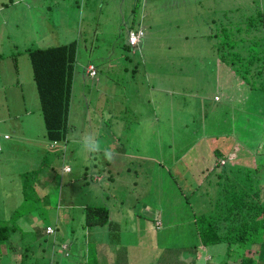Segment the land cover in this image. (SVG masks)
<instances>
[{"label":"rangeland","instance_id":"obj_1","mask_svg":"<svg viewBox=\"0 0 264 264\" xmlns=\"http://www.w3.org/2000/svg\"><path fill=\"white\" fill-rule=\"evenodd\" d=\"M255 3L0 0V117L7 114V123L14 124L10 126L13 146L0 151V217L15 227L7 241L0 243L1 264H73L82 255L78 247L88 237L103 245L109 238L115 241L104 225L82 229L78 224V206L85 202L103 203L109 217L122 226V230H112L126 242L129 256L136 251L132 263H140L141 253L157 242L165 243L164 239L167 244L178 237L192 242L194 223L184 200L191 183L212 177L213 171L224 172L230 180L240 179L252 169L254 154L264 152V135L256 132L264 118L244 103L246 92L252 89L236 84L212 50V38H207L208 28L214 31L224 12L237 21L240 11L236 7H253ZM130 22L143 28L135 52L121 47L127 27L112 37L115 28L122 29ZM70 40L77 42L68 100L72 139L67 145L71 148L64 145L57 160H50L52 171L46 166L49 156L39 148L44 145V126L26 50ZM90 64L95 69L93 77L87 72ZM253 91L252 99L259 106L264 93ZM248 124L258 135L255 143L247 136L244 125ZM6 125L1 128L7 129ZM89 132L96 133L101 146L109 144L113 153L110 162L103 152L85 154L81 150L79 138ZM211 134L218 136L209 138ZM116 146L128 151L116 150ZM131 146L140 151H131ZM155 146L158 158L165 163L174 161V166L160 168L153 161ZM144 155L149 156L144 159L150 162L149 168L144 167V160L134 167ZM218 158L227 161L225 166ZM63 163L70 166L69 171L61 170ZM109 165L114 180L107 189L103 172ZM183 166L187 167L184 177ZM201 167L210 168L211 173L203 176L206 172L202 173ZM84 168L92 178H86V183L79 176ZM234 169L237 172H232ZM195 202L193 199L199 209ZM92 231L95 234L91 236ZM73 239L77 242L72 247L69 242ZM241 245L238 243L239 249ZM198 246L214 253L209 264L221 254L225 256L228 248L223 242ZM84 251L92 261V253ZM95 255L96 264L108 263L105 246Z\"/></svg>","mask_w":264,"mask_h":264},{"label":"trees","instance_id":"obj_2","mask_svg":"<svg viewBox=\"0 0 264 264\" xmlns=\"http://www.w3.org/2000/svg\"><path fill=\"white\" fill-rule=\"evenodd\" d=\"M260 1L261 3L259 1L255 3L253 0H250L251 5L255 3L253 7H249V5L239 6L245 10L236 7V9L240 11L237 21H233L226 12H224L221 20L216 21L218 24L215 30L207 32V38L209 40L212 38V41L210 40V43H212V50L214 49L217 58L221 61V64L227 68L230 76L234 77L236 84L239 86H248L252 89L246 92V101L244 103H247L248 106L258 112V115L261 116L262 119V117L264 118V98H262L258 106V101H253L251 96L253 95V90L264 93V3H262L264 0ZM212 22L213 18H211V23ZM216 22H213V26ZM129 24L130 25L123 26L122 29L115 28L114 30L116 31H114V36L112 37L119 36L120 34L117 33L123 31L126 27V32L137 31V26H133L132 22ZM93 33L94 32L90 33L89 36H93ZM76 46L77 42L75 40H70L67 43L26 50V55L30 63L31 78L36 89L37 102L39 103L42 125L44 126V145L39 148L45 151V157L48 158L49 156V163L46 166L51 170L54 169V164H52L50 160L53 158L57 160L56 155L60 154L64 145H66L67 148H71L70 145H67V142L72 139L69 134L68 100L71 91ZM138 46L139 41H137L134 46L130 47L127 46L124 39L121 44L123 50L134 49V52L135 50L139 51L137 48ZM13 62L15 65L14 56ZM122 70L124 71L125 68H122ZM15 84H17V82H15ZM113 109H115V105ZM238 114L240 115L242 113ZM239 118L240 116L238 119ZM262 123L260 128L256 129V132L264 135V119H262ZM244 126L249 140L255 143V139L258 135L255 130H252V125L248 124ZM217 136L218 135L211 134L209 138ZM212 145L208 144V147L212 148ZM101 147L102 149L109 150V144ZM205 147H207V143ZM51 149L55 152L50 153V151H52ZM130 149L131 151H140L138 148L132 146ZM116 150L128 151L127 148L118 146H116ZM221 150L223 151L224 149L221 148ZM156 153L157 146H155V152L152 154V157L153 161L157 165H160V168L164 166H174V161L167 160L165 163L158 158ZM230 154L232 153L230 152ZM254 157H259V159L256 160L255 158L252 169L246 171L242 177L240 176V179L243 178V182L237 178H232L233 180H230L231 178H228L224 172L218 173L213 171L211 173L210 168L201 167L200 170L202 173L206 172L203 173V176H208L211 173L212 177L206 179L203 177L199 182L196 181L191 183L190 191H186L190 193L189 198L187 197L189 193L184 194L185 204L190 212V220L193 221L195 225L194 239L191 243H187L182 237H178L175 241H170L174 244L173 246H170L172 245L171 243L167 244L168 240L164 239L166 244L165 248L164 246L160 248L158 243H156L154 248H148L145 253H141V258L147 256V259L140 261V263L139 261L132 263L136 251L129 256L126 242H121L120 237L118 238V234L113 233L112 229L122 230V226L120 227L119 223L112 217H109L108 208L103 203L85 202L83 205H79L78 209H80V214L78 215H80V218L78 224L82 229L83 227L89 228L104 225L106 226L107 233H112L115 236V241L109 238V240H107L108 243L105 242V245H103V243H100L101 241H93L92 238L90 239L88 237L83 245L78 247L77 252L82 255L78 257L73 264H96L95 259L97 258L95 253L103 246L107 249L106 259L108 263L106 264L202 263L204 261L201 257L196 259L198 245H211L217 242H223V245H228V248L225 252V256H222L219 260H217L218 258L216 259V261H218V263L215 261L216 264H227L229 261L231 262L230 264H264V152H256ZM146 158H149V156L144 155V157H141V160L135 163L134 167H140L143 160ZM144 161H146L144 167L147 169L150 162L147 160ZM226 162L227 161H223L222 163L219 162V164L225 166ZM67 165L68 164L63 163L61 165V170L69 171L70 166L68 167ZM66 167L67 169H65ZM82 167L86 166L82 165ZM183 167L184 170L187 168L186 166ZM236 168L240 170V166ZM146 169L145 172L147 173ZM250 171L251 175L249 176L248 173ZM20 172L21 171H19V173ZM98 172H102V169H99ZM232 172L235 173L237 170L234 169ZM21 173L27 174V172ZM182 174L183 177L187 176V171L185 170ZM79 176H82L86 183L88 175L85 168ZM88 179H92L91 176ZM113 180L114 175L110 166L106 172H103V181L107 189L113 186ZM193 199H196L195 204L200 205L199 209H195L196 207L193 205ZM206 201L207 203H205ZM71 209L74 208L72 207ZM141 213L142 212L139 211V214ZM62 217L66 218L65 214H62ZM144 217H146V215H144ZM70 219H72L71 216ZM76 219L77 218H75L74 222ZM131 224L133 223L131 222ZM131 224L130 227L133 230ZM14 230L15 227L13 224L7 223L4 218L0 217V243L1 241H7ZM43 232H45V227ZM93 234H95V231L91 232V236ZM84 236L85 232L83 233V238ZM76 242V239H73L69 243L73 247ZM238 243H242L241 249H239ZM24 247L27 248L25 244ZM84 249L92 253V261L89 262L90 259L86 257ZM162 250L166 252V255H161L163 253ZM158 251L162 252L160 253ZM171 251L172 253L168 254ZM149 252H153L154 255H146V253ZM1 254L2 252L0 249V255ZM23 257L24 256H22L21 259H23ZM150 257L157 258L153 259L152 262H148ZM229 257H233V259L231 260ZM208 260L210 261V259ZM204 264H207V260Z\"/></svg>","mask_w":264,"mask_h":264},{"label":"clouds","instance_id":"obj_3","mask_svg":"<svg viewBox=\"0 0 264 264\" xmlns=\"http://www.w3.org/2000/svg\"><path fill=\"white\" fill-rule=\"evenodd\" d=\"M137 31L140 32L142 30L141 29H137ZM137 31H130V32H127L126 33V35H125V42L127 43V46L132 47V46H134V44L137 41L140 40L141 34H139V36H136L135 37L136 41H133L132 42L130 39H128L129 33H135ZM2 133H6V132H2ZM2 139H5V138H2ZM78 142L80 144L81 150L85 154H96V153L103 152L104 159H106V160H108L110 162L112 160V158H113V153L110 150H108V149H102L101 142L99 141V139H98V137H97V135H96L95 132H89V133H86V134L81 135ZM219 159H220L221 163L224 161L221 158H219Z\"/></svg>","mask_w":264,"mask_h":264},{"label":"crops","instance_id":"obj_4","mask_svg":"<svg viewBox=\"0 0 264 264\" xmlns=\"http://www.w3.org/2000/svg\"><path fill=\"white\" fill-rule=\"evenodd\" d=\"M142 30H143V28H142ZM210 31V29L208 28V32ZM14 82H17L16 80H14ZM1 85H3V84H0V86ZM6 112H8V110H6ZM17 119H18V117H16V119L14 120V121H17ZM9 120V118H8V115L7 114H4L3 116H1L0 117V131L1 132H6V133H8V137L7 138H5V139H2L1 140V149H0V151L2 150V149H4L5 147H8V148H10L11 146H13L12 144H11V139H12V133L10 132V126L11 125H14L13 123H11V124H8L7 123V121ZM4 124H7L6 126H7V129H5V128H1V127H3V125ZM12 130V129H11ZM14 138H16V139H18L17 138V135H16V133L14 134ZM26 136V135H25ZM159 220V219H158ZM194 223V222H193ZM194 228H195V225L193 226ZM158 243V242H157ZM158 245L160 246V248L161 247H163L164 246V248H165V246H166V244L165 243H161V244H159L158 243ZM202 245V244H201ZM197 251V253L199 254H197L198 256H196V259L198 258V257H201L202 259H203V261L205 262L206 260H207V264H209L210 263V261L208 260V259H210V260H212V258L210 257L211 255H213L214 253H212V252H208V251H206V249L203 247V248H201L200 246H198V249L196 250ZM202 251L204 252V253H202ZM201 253V254H200ZM205 254V255H204ZM226 254V253H225ZM205 257H204V256ZM208 255V256H207ZM141 256H142V254H141ZM223 255L221 254V257H222ZM158 257V256H157ZM157 257H150V259H149V261L148 262H152V260L153 259H156ZM208 257V258H207ZM220 257V258H221ZM220 258H218L217 260H219ZM228 258V257H227ZM143 258H141V260L140 261H143L142 260ZM204 262H202V263H198V262H195V264H204ZM216 263H218V261H216ZM215 262H214V264H216Z\"/></svg>","mask_w":264,"mask_h":264},{"label":"built area","instance_id":"obj_5","mask_svg":"<svg viewBox=\"0 0 264 264\" xmlns=\"http://www.w3.org/2000/svg\"><path fill=\"white\" fill-rule=\"evenodd\" d=\"M139 34H140L139 31H137V32H135V33H129V37H128V39H130L132 42H133V41H136L135 37H136V36H139ZM87 72H88V74H89L90 76H92V77L94 76V74H95V69H94V67H93L91 64L87 66ZM6 137H8V134H7V133H2V132H0V149H1V139H2V138H6ZM65 169H67V167H66ZM47 228L50 230L49 226H47ZM47 228H46V229H47Z\"/></svg>","mask_w":264,"mask_h":264}]
</instances>
